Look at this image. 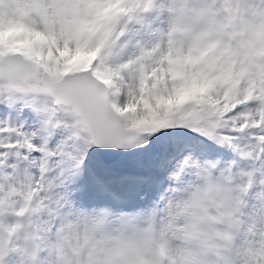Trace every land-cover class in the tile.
<instances>
[{
  "label": "snow or ice",
  "instance_id": "1",
  "mask_svg": "<svg viewBox=\"0 0 264 264\" xmlns=\"http://www.w3.org/2000/svg\"><path fill=\"white\" fill-rule=\"evenodd\" d=\"M0 264H264V0H0Z\"/></svg>",
  "mask_w": 264,
  "mask_h": 264
}]
</instances>
